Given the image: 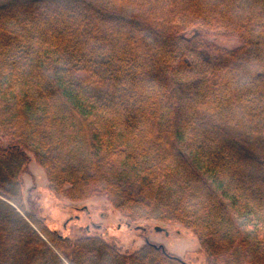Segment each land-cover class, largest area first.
Masks as SVG:
<instances>
[{"label":"trees","instance_id":"16d2710c","mask_svg":"<svg viewBox=\"0 0 264 264\" xmlns=\"http://www.w3.org/2000/svg\"><path fill=\"white\" fill-rule=\"evenodd\" d=\"M0 136V264H187L50 230L33 160L57 196L193 231L207 264H264V0H0Z\"/></svg>","mask_w":264,"mask_h":264},{"label":"rangeland","instance_id":"374dc122","mask_svg":"<svg viewBox=\"0 0 264 264\" xmlns=\"http://www.w3.org/2000/svg\"><path fill=\"white\" fill-rule=\"evenodd\" d=\"M209 41L226 49L239 46V40L235 38L210 37ZM0 140L6 146L7 141L1 136ZM23 180L25 212L35 215L50 230L58 231L64 237H102L124 254H131L147 242H154L187 264H207L206 254L195 233L178 224L131 222L125 213L114 209L103 195H94L83 201L57 196L49 190L46 172L34 160L29 164Z\"/></svg>","mask_w":264,"mask_h":264},{"label":"water","instance_id":"95a60500","mask_svg":"<svg viewBox=\"0 0 264 264\" xmlns=\"http://www.w3.org/2000/svg\"><path fill=\"white\" fill-rule=\"evenodd\" d=\"M158 230H161L160 228Z\"/></svg>","mask_w":264,"mask_h":264}]
</instances>
